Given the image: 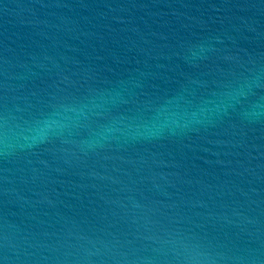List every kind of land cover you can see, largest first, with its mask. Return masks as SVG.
Wrapping results in <instances>:
<instances>
[{
  "label": "water",
  "instance_id": "obj_1",
  "mask_svg": "<svg viewBox=\"0 0 264 264\" xmlns=\"http://www.w3.org/2000/svg\"><path fill=\"white\" fill-rule=\"evenodd\" d=\"M0 264H264V0H0Z\"/></svg>",
  "mask_w": 264,
  "mask_h": 264
}]
</instances>
